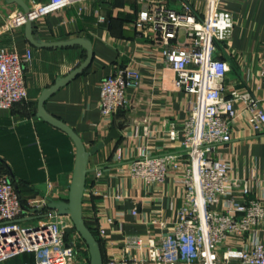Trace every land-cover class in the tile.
<instances>
[{
    "label": "crops",
    "instance_id": "1",
    "mask_svg": "<svg viewBox=\"0 0 264 264\" xmlns=\"http://www.w3.org/2000/svg\"><path fill=\"white\" fill-rule=\"evenodd\" d=\"M24 1L30 6L50 0ZM0 8V50L32 53L25 70L27 100L0 108V173L15 181L27 210L24 219L29 220L51 212L47 208L50 200L69 198L77 147L66 132L39 115V102L57 80L85 61L87 50L79 45L37 47L29 42L25 26L2 31L7 16L23 8L8 0H0ZM224 8L234 18L231 38L220 49L221 57L228 61L224 49L233 62L225 80L227 91L248 92L264 108V0H228ZM142 9L138 0H74L34 22L32 31L43 43L85 38L92 44L90 66L53 91L43 107L74 130L90 153L83 216L97 239L98 227L106 229V238L100 240L104 256L112 252L122 257L126 237L148 238L159 230L152 221L171 223L181 207L178 175L171 174L161 185H146L129 174L130 163L142 147L151 154L179 149L180 142L170 139V131H183L191 100L184 90L173 86V72L167 69L155 31L137 21ZM100 16L105 17L104 22ZM126 65L139 69L140 86L129 90L128 107L113 117L110 127H103L101 84L116 68ZM236 108L232 141L219 145L213 156L228 162L234 176H256L260 182L251 197L263 196L264 130L249 127L245 103H237ZM113 129L117 137L106 142ZM35 206L46 209L34 213ZM66 219L73 228L71 218ZM70 234L76 236L83 255L90 260L81 236L75 230L66 232L68 240ZM24 259L23 254L4 264H23Z\"/></svg>",
    "mask_w": 264,
    "mask_h": 264
},
{
    "label": "built area",
    "instance_id": "2",
    "mask_svg": "<svg viewBox=\"0 0 264 264\" xmlns=\"http://www.w3.org/2000/svg\"><path fill=\"white\" fill-rule=\"evenodd\" d=\"M138 1L143 9L137 21L155 31L167 69L173 72V86L191 100L183 131H170V139L179 140V149L151 154L142 147L130 163L129 174L146 185H161L171 174L178 175L181 207L171 223L152 221L159 230L148 238L126 237L124 255L108 252L104 264H264V195L251 197L260 180L234 176L228 162L213 156L219 145L232 141L237 103L246 104L249 127L264 130L260 101L248 92L227 91L230 64L220 49L234 27L231 12L224 8L228 0ZM172 1L181 9L170 7ZM73 2H33L29 14H9L2 31L24 27L28 17L38 22ZM99 20L104 22L105 17ZM31 60V51L20 55L0 50V108L27 100L25 70ZM261 77L264 80V60ZM141 78L138 68L126 65L103 80V127H110L113 117L128 107L129 90L138 88ZM26 213L16 184L0 173V264L23 254L34 258L23 264H90L76 236L66 238L68 216L49 212L46 217L25 220ZM106 236V229L99 226V242Z\"/></svg>",
    "mask_w": 264,
    "mask_h": 264
},
{
    "label": "water",
    "instance_id": "3",
    "mask_svg": "<svg viewBox=\"0 0 264 264\" xmlns=\"http://www.w3.org/2000/svg\"><path fill=\"white\" fill-rule=\"evenodd\" d=\"M10 3H17L22 8L26 14L30 13V6L24 0H8ZM33 27L34 22L31 21L30 17H28V21L25 25L26 35L30 43L37 47H62V46H82L87 50V58L85 61L80 64L73 72H71L68 76L57 80L56 84L47 89L42 98L40 99V108L39 115L53 124L54 126L60 128L64 132H66L75 142L77 147V156H76V167L73 174V179L70 188V194L68 200L64 201H53L50 200L47 208L55 215H66L69 216L73 222V228H67L66 232L72 233L74 230L81 236L83 241L88 246V250L90 253V264H104V255L102 252V248L100 246L99 240L87 226L86 221L83 216V196L86 188V179L87 174L89 172L88 162L90 153H88L85 149V146L79 136L72 130L69 126L63 123L61 120L55 118L54 116L48 114L43 107L44 101L46 98L55 90L69 83L79 74H81L84 70H86L93 60V48L92 44L89 40L85 38H75L69 41L64 42H56V43H43L37 41L33 36ZM223 53L225 57L228 59V62L233 66V62L228 53L223 49ZM117 137V132L115 129L112 130L110 136L107 138L106 142L111 140L112 138ZM46 207L33 209V212L44 211ZM48 213L42 214L40 216H33L28 218L29 220H36L38 218L46 217Z\"/></svg>",
    "mask_w": 264,
    "mask_h": 264
},
{
    "label": "trees",
    "instance_id": "4",
    "mask_svg": "<svg viewBox=\"0 0 264 264\" xmlns=\"http://www.w3.org/2000/svg\"><path fill=\"white\" fill-rule=\"evenodd\" d=\"M13 182L15 183V181L13 180ZM16 184V183H15ZM93 233L95 234V232H94V230H93ZM96 235V234H95ZM100 246H101V243H100ZM104 255V254H103ZM24 257L26 258V259H24V261L25 262H31L32 261V256L31 255H29V254H24ZM104 259H105V256H104ZM24 262V263H25Z\"/></svg>",
    "mask_w": 264,
    "mask_h": 264
},
{
    "label": "rangeland",
    "instance_id": "5",
    "mask_svg": "<svg viewBox=\"0 0 264 264\" xmlns=\"http://www.w3.org/2000/svg\"><path fill=\"white\" fill-rule=\"evenodd\" d=\"M170 7H172V8H174V9H181V6H180V4H178L177 2H170ZM32 224H35V222L34 223H32ZM70 237L72 238V235L70 234Z\"/></svg>",
    "mask_w": 264,
    "mask_h": 264
}]
</instances>
